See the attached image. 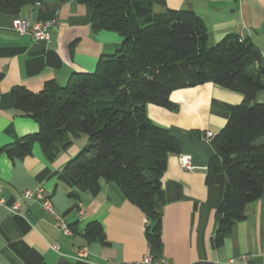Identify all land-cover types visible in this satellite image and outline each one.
<instances>
[{
  "label": "crops",
  "instance_id": "0c3cea01",
  "mask_svg": "<svg viewBox=\"0 0 264 264\" xmlns=\"http://www.w3.org/2000/svg\"><path fill=\"white\" fill-rule=\"evenodd\" d=\"M134 0L141 26L167 9H188L204 23L208 44L230 33L250 40L264 58V0ZM15 18L30 26L55 19L45 40L34 41L16 31ZM91 8L75 0H40L24 5L12 15L0 10V198L4 205L19 202L17 213L0 204V264H129L149 252L145 239V215L123 197L114 183L92 180L79 198L64 165L88 145L85 135L69 136L71 144L48 159L38 142L29 151L10 154L13 143L38 131L36 121L11 107L9 93L15 86L31 92L42 90L46 81L65 84L75 72H92L101 55L121 45L114 31H93ZM176 110L153 104L148 117L166 128L180 143L177 154L167 157L161 187L155 194V210L161 216L163 249L161 264H264V188L245 206V217L234 223L220 246L211 239L217 227L218 205L226 185L221 169L209 166L214 150L204 133L216 134L226 123L233 106L243 95L214 83L179 88L171 92ZM264 104V88L255 95ZM178 154L191 156L194 168L183 169ZM43 187L53 209L68 224L71 236L61 233L56 221L32 201L21 199L25 189ZM79 209L84 211L80 217ZM99 222L103 240L84 236L86 225ZM73 229L71 228V226ZM56 243L58 250L51 248ZM86 256L77 258L79 248Z\"/></svg>",
  "mask_w": 264,
  "mask_h": 264
},
{
  "label": "trees",
  "instance_id": "16d2710c",
  "mask_svg": "<svg viewBox=\"0 0 264 264\" xmlns=\"http://www.w3.org/2000/svg\"><path fill=\"white\" fill-rule=\"evenodd\" d=\"M75 1L91 8L93 31H114L121 45L101 55L92 72L72 73L65 84L51 79L36 93L13 87L11 107L32 117L38 131L6 150L29 151L36 141L52 159L59 144H71L69 136L85 135L88 145L63 168L74 182L69 196L79 198L92 180L114 183L145 215L149 252L159 259L161 216L154 198L167 157L179 152L180 143L148 117L146 106L176 110L171 92L209 82L239 92L243 101L231 108L224 126L209 139L214 150L209 166L226 177L211 239L212 246H220L234 223L245 217L246 204L264 188V104L255 101L264 88L263 56L237 33L209 45L204 23L188 9H167L141 26L134 0ZM39 2L0 0V10L14 15L22 6ZM84 236L103 240L102 225L88 223Z\"/></svg>",
  "mask_w": 264,
  "mask_h": 264
},
{
  "label": "built area",
  "instance_id": "2783aa9c",
  "mask_svg": "<svg viewBox=\"0 0 264 264\" xmlns=\"http://www.w3.org/2000/svg\"><path fill=\"white\" fill-rule=\"evenodd\" d=\"M56 24V20L37 22L30 26L26 20L15 18L12 22L13 28L21 34H29L34 41L48 39V30ZM213 136L211 131L204 133V139L209 140ZM177 160L179 165L185 170H192L194 165L192 164L191 156L188 154H178ZM21 199L32 201L37 203L40 208L48 215H50L57 223L61 233L65 236H71L72 231L64 219L55 212L49 197L45 194L43 187L39 186L35 189H25L21 193ZM0 204L11 213H17L19 210V202H15L10 206L4 205V201L0 198ZM78 214L80 217L84 216V211L79 209ZM51 248L58 250L56 243L51 244ZM86 256V248H79L76 252V257L83 258ZM244 264H250L247 262L246 257L240 259ZM129 264H161V261L154 259L150 252H147L140 260L133 261Z\"/></svg>",
  "mask_w": 264,
  "mask_h": 264
}]
</instances>
